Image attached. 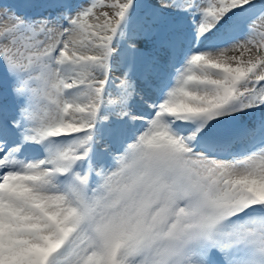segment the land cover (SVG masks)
<instances>
[{
    "label": "snow or ice",
    "instance_id": "1",
    "mask_svg": "<svg viewBox=\"0 0 264 264\" xmlns=\"http://www.w3.org/2000/svg\"><path fill=\"white\" fill-rule=\"evenodd\" d=\"M0 264H264V0H0Z\"/></svg>",
    "mask_w": 264,
    "mask_h": 264
},
{
    "label": "rangeland",
    "instance_id": "2",
    "mask_svg": "<svg viewBox=\"0 0 264 264\" xmlns=\"http://www.w3.org/2000/svg\"><path fill=\"white\" fill-rule=\"evenodd\" d=\"M4 2L11 3V4H16L17 0H4ZM115 75L118 77L120 75L119 72L115 73Z\"/></svg>",
    "mask_w": 264,
    "mask_h": 264
}]
</instances>
